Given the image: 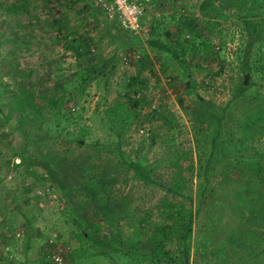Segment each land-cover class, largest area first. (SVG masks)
I'll use <instances>...</instances> for the list:
<instances>
[{
	"label": "rangeland",
	"instance_id": "rangeland-1",
	"mask_svg": "<svg viewBox=\"0 0 264 264\" xmlns=\"http://www.w3.org/2000/svg\"><path fill=\"white\" fill-rule=\"evenodd\" d=\"M148 7L159 13L154 37L172 31L161 38L177 52L158 74L131 50L148 42L141 30L125 38L92 0H0V264H50L56 248L63 264H171L149 254L156 241L162 252L171 249L165 243L178 252L180 228L170 213L183 209L191 226L182 264H264V0H151ZM75 15L94 19L87 52L101 46L105 61L90 64L95 70L80 58L89 55L82 45L70 42L75 35L56 26ZM246 43H254L248 56ZM243 59L262 66L250 67L244 99L235 89ZM64 80L84 107L74 138L50 116L57 101L71 106V97H58ZM138 89L131 117L126 100ZM24 91L37 103L44 98V108L10 110L11 97ZM216 119L222 136L208 154ZM120 154L136 166L119 162ZM248 158L259 170L248 169ZM85 180L92 186L78 190ZM45 187L56 196L51 204L39 194ZM16 233L23 239L15 243Z\"/></svg>",
	"mask_w": 264,
	"mask_h": 264
},
{
	"label": "trees",
	"instance_id": "trees-1",
	"mask_svg": "<svg viewBox=\"0 0 264 264\" xmlns=\"http://www.w3.org/2000/svg\"><path fill=\"white\" fill-rule=\"evenodd\" d=\"M179 16V14H177ZM143 16V15H142ZM141 16V18H142ZM140 18V20H141ZM244 24H245V30L247 32V34H253L255 32L256 29H253V30H250V27H251V24L250 22L247 20V19H244L243 20ZM208 27L210 26V24H207ZM213 26L214 23H213ZM183 30L181 31H175V38L174 40H179L178 37L179 35H181ZM163 34L164 36H166L165 38H167L169 36V30L167 29H163ZM128 33V32H127ZM131 34V33H130ZM133 35V34H132ZM183 35V34H182ZM163 35L160 36L159 38L160 39H163L161 37H164ZM196 37H198V35H195ZM159 38H156V39H159ZM169 38V37H168ZM176 40V41H177ZM181 40V39H180ZM165 41V40H161V43ZM254 43H246V47L245 49L243 50L244 51V54L245 56H248V54H250V47L253 46ZM256 48V47H255ZM162 49L164 51L169 50V48L167 47H162ZM171 50V49H170ZM175 51V49H174ZM173 51V52H174ZM171 52V51H169ZM172 52V53H173ZM183 52V50L181 51ZM174 54H177V52ZM248 59V58H247ZM261 65L260 63V59H252V62H248L246 59H243L241 61V68H242V72L244 73H250V67L252 66V69L254 68L255 70H258L257 67H262V66H259ZM145 79H143L144 81ZM85 81V79L81 78V82L83 83ZM136 82L138 83V85H140L142 82L140 80V78H136ZM141 82V83H139ZM81 83V84H82ZM132 84V83H131ZM249 85L245 86L243 83H242V79L238 82L237 84V87L235 88L236 89V92L238 93L239 96H241V98L244 99V97H246V88H248L250 85H253V81L250 80L249 78ZM2 86H0L1 88ZM80 89V87H79ZM2 90V88H1ZM139 89L138 91H134L131 93V95L128 97L127 96V99H130V100H126V103H127V107L128 109L130 110L131 112V117H135L136 115V107L138 106L139 104ZM135 93V94H134ZM138 94V95H137ZM79 95V94H77ZM58 97H61L62 99V95H58ZM250 98H252L253 96L250 95L249 96ZM77 98V99H76ZM80 96H77V97H72L70 98V100L72 101V105L65 109V108H62V106L60 107V104L62 101H57L56 104H55V107L54 109L50 112V116L53 117V123H54V126L57 127V128H60L61 130H59L58 132L60 134H64L66 136L68 135H71L70 138H74L75 136V133H74V128H79L78 127V116H81L82 114V111L84 109L83 105L79 102L80 100ZM34 99L36 100V102L34 103ZM11 100H12V104H13V108H10V110L12 111H18L19 113H22L24 112L25 108L28 107L30 110H39L43 107V104L42 103H37V100L39 101L40 98L36 95H33L32 91H24V92H21V93H16L14 94L12 97H11ZM69 100V99H68ZM42 101L45 102V99L42 98ZM40 102V101H39ZM130 104V105H129ZM35 106V107H34ZM40 106V107H39ZM242 114V113H241ZM78 115V116H77ZM103 116H105L107 118V115L105 113H103ZM242 116H239L238 118V121H237V125L235 126V130H237L240 126V124L242 123L243 121V118H241ZM218 119H216L213 128L210 130L211 133H213L212 137H210L208 139V145L210 147V150L208 151V154L212 152V149H214L216 147V140L217 138L220 137V135L222 136V132L220 131V128L218 127ZM121 121V119H120ZM117 127H120L118 130H117V136L120 135V132L123 130L124 127L121 128V126H117ZM73 129V130H72ZM232 128H229L227 130L226 133H224L225 135L227 134H230L232 133ZM239 144L242 143V139H240L239 141ZM238 150H240L238 148ZM120 151V150H119ZM119 162H124L127 166V163H128V166L127 167H131L133 166L134 163H132L131 161H126L124 159V157L122 156V154L119 155V157H117ZM254 158V157H253ZM253 158H248L247 161H249L248 163V169L249 170H259V164L257 163L256 160H253ZM136 165L134 164L133 167H135ZM256 173H258V171H256ZM84 185H88L86 183H82ZM91 184V183H90ZM92 186V184H91ZM88 191V190H87ZM173 217V223L175 222V225H178L179 228H180V236L178 237V247H181L178 252L176 253L174 250V248L170 247V245H168V243H165V245H167L168 247L167 248H171V249H166L163 250H159V248L161 247V242L159 243L158 241H156L155 243H153L152 245V249L150 251V260L151 261H154V258H156V260L158 262H167V263H171V264H182L181 261L182 259H185V257L187 256V246L185 244L186 242V238L189 236V233H190V226H191V211L190 209H183V210H177V211H172L170 213ZM179 223V224H178ZM175 225H171L169 228H166V229H163L162 231L163 232H167L170 230L171 227H176ZM88 234L86 232H83L81 235H80V238H84L85 236H87ZM175 239V238H174ZM165 256H168V258H166Z\"/></svg>",
	"mask_w": 264,
	"mask_h": 264
},
{
	"label": "crops",
	"instance_id": "crops-1",
	"mask_svg": "<svg viewBox=\"0 0 264 264\" xmlns=\"http://www.w3.org/2000/svg\"><path fill=\"white\" fill-rule=\"evenodd\" d=\"M161 14H162V10H161ZM159 15V13L155 10V11H152V10H150V8L148 7V9L145 11V13L143 14V16H142V18H141V32H142V36L144 35V37L146 38V40L148 41L147 43H142V45H139V48L138 47H136V46H134V47H132V52L133 53H135V52H137L136 54H137V56L136 57H138V59L139 60H142V61H148L149 63H150V61L149 60H151V64H152V66H150V67H148L150 70H157V74H158V65L159 64H161V63H163V60L164 59H167V56H169V55H171V54H173L174 52V48H175V45H174V43H166V42H162L161 43V39L159 38V39H156L155 37H154V35H155V30L156 29H154V25H157V24H155V22H154V20L155 19H153L154 18V16H158ZM84 16L86 17L87 16V14H84ZM143 17H144V20H142L143 19ZM70 18V19H69ZM69 21H68V24L66 23L67 21L66 20H64V21H61L60 22V24L59 25H56V21H54V20H52V21H50L52 24H54V25H56L57 26V28H60V30L61 31H63L64 32V36H68V38H72L74 35H75V39H74V41H71L70 40V42L71 43H80L81 45H82V49L84 50V51H86V54H89V55H85V56H81L80 58H82V60H83V63L84 62H88V66H90V64H92V63H98L99 65H101L103 62H105V61H103V58H104V54H103V50H101V48H103V47H99L100 48V50L97 52V53H93V54H91L90 52H92L93 51V49L91 48V46H90V44H87V43H89L88 41H89V35H91L92 33H90V29H88L89 28V26H90V22L89 21H91V20H94V19H83L84 17H81V15L80 16H78V15H75L74 17H71V16H69ZM63 22V23H62ZM62 23V24H61ZM106 23H113V24H115L116 25V30L118 31V30H120V32L121 33H123V35H124V37L125 38H127V37H131V36H129V35H132V34H130V33H127V32H125L124 30H122L121 28H120V26H119V23L116 21V20H112V22L111 21H108V22H106ZM65 25H67V26H65ZM55 28V27H54ZM156 31H158V29L156 30ZM53 33L55 34V32L53 31ZM68 33V34H67ZM106 34V33H105ZM173 32L172 31H169V35H170V37H169V39H172L173 37ZM72 37H71V36ZM130 40H133V39H131V38H129ZM150 40V41H149ZM163 40V39H162ZM51 41V40H50ZM63 42V41H62ZM47 43H49L48 41H47ZM82 43H85V44H82ZM91 43V42H90ZM123 43H128V41L127 40H125V42H123ZM167 44V47L169 48V50H167L166 49V51H164L163 49H162V47H164L165 45ZM72 47V50H74L75 49V45L73 46V45H71ZM89 46V47H88ZM87 47H88V49L90 50V52H87ZM124 48H125V46H123ZM171 49V50H170ZM125 50H127V51H129L130 49H129V47L128 48H126ZM130 50V51H131ZM169 51H171V52H169ZM114 50H112V53H111V56H113L114 57ZM173 52V53H172ZM162 60V61H161ZM161 61V62H160ZM93 65H91L90 67H89V69H91V70H95V69H93ZM84 70H87L86 69V67H84ZM96 72V71H95ZM75 74V73H74ZM150 74H151V72H150ZM154 74V73H153ZM100 75H101V73H100ZM155 75V74H154ZM74 75H73V72H72V75H71V77L70 78H72ZM102 76V75H101ZM69 78V79H70ZM106 78V77H105ZM104 78V79H105ZM67 81H69V80H67ZM66 81V82H67ZM145 82H146V80H144ZM65 82V80L60 84V91H59V95L61 94L63 97H67V98H69V97H71L68 93H67V89H66V87H65V84H67ZM70 94H72L71 92H69ZM72 98V97H71ZM70 99V98H69ZM43 104V103H42ZM44 105H45V102H44V104H43V107L42 108H44ZM71 105H72V102H71ZM41 108V109H42ZM40 110V109H39ZM105 150H107V148L105 149ZM100 160V159H99ZM112 160H115V159H112ZM106 172H107V174L108 175H111L112 174V172H111V170L110 169H108V170H106ZM106 174V175H107ZM105 175V176H106ZM104 178V177H103ZM100 179V187H102V183H101V180H102V177L101 178H99ZM89 181H87V180H85L84 182H82V183H88ZM81 183V185H79L80 187H82V188H77L78 190H81L82 191V189L84 190V184H82ZM89 183H91V182H89ZM91 185V184H90ZM96 185V184H95ZM87 190V189H86ZM34 198V197H33ZM25 232H27V229H26V231ZM0 236H2V235H0ZM4 236V235H3ZM12 237V242H14L15 241V243H16V241L18 242H20L21 241V239H23V236H20V237H17V238H14L13 236H11ZM32 239H34L35 241H36V239H37V237H32ZM32 239H30V240H32ZM48 239H51L50 238V236H49V238ZM48 239H47V241H48ZM4 242H6V243H3V244H1V250L3 251V254H5V256L7 255H10V253H8V251L11 249V245L9 244L10 242H11V240H7V241H4ZM30 244H31V242H30ZM23 250H24V248H23ZM32 258V257H31ZM4 260H6V259H4ZM33 261V260H32ZM33 262H35L34 264H37V262L36 261H33ZM50 263V262H49ZM45 264H47V263H45ZM50 264H52V263H50Z\"/></svg>",
	"mask_w": 264,
	"mask_h": 264
},
{
	"label": "built area",
	"instance_id": "built-area-1",
	"mask_svg": "<svg viewBox=\"0 0 264 264\" xmlns=\"http://www.w3.org/2000/svg\"><path fill=\"white\" fill-rule=\"evenodd\" d=\"M94 5L98 6L101 14L105 20H116L119 26L125 32L136 34L141 30V16L148 9L151 0H92ZM46 197V201L50 204L56 199L54 194H51L48 187L42 189L39 193ZM16 237H20L16 233ZM51 242V239H49ZM62 248H56L51 252L50 260L52 264H63L62 255L60 254Z\"/></svg>",
	"mask_w": 264,
	"mask_h": 264
},
{
	"label": "water",
	"instance_id": "water-1",
	"mask_svg": "<svg viewBox=\"0 0 264 264\" xmlns=\"http://www.w3.org/2000/svg\"><path fill=\"white\" fill-rule=\"evenodd\" d=\"M242 78V83H246L248 81V73H245Z\"/></svg>",
	"mask_w": 264,
	"mask_h": 264
}]
</instances>
